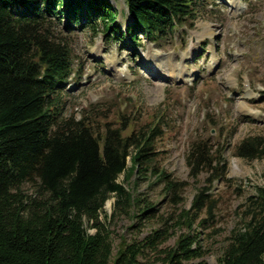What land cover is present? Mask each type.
Segmentation results:
<instances>
[{
	"label": "trees",
	"instance_id": "trees-1",
	"mask_svg": "<svg viewBox=\"0 0 264 264\" xmlns=\"http://www.w3.org/2000/svg\"><path fill=\"white\" fill-rule=\"evenodd\" d=\"M123 2L130 17L124 30L134 42L137 32L156 41L193 18L197 0ZM112 9L109 0H0V264H137L144 249L155 250L180 225L187 230L164 250V264H208L202 258L186 262L204 252L191 223L212 216L215 199L207 188L226 171L220 151L205 139L193 140L185 153L189 175L209 173L189 206L178 209L172 224L165 217L160 227L110 255V231L98 219L107 197L115 196L117 213L135 207L140 219L153 213L152 204L132 192L136 180L153 176L174 204L185 184L155 162L160 120L123 133V123L99 129L84 115L59 113L58 89L72 72L68 32L96 31L98 22L104 34L115 37L119 27ZM235 154L261 157L264 143L258 136L243 137ZM23 183L30 192L21 189ZM203 208L207 217L198 218ZM241 215L217 264H264V185L245 197Z\"/></svg>",
	"mask_w": 264,
	"mask_h": 264
},
{
	"label": "rangeland",
	"instance_id": "rangeland-1",
	"mask_svg": "<svg viewBox=\"0 0 264 264\" xmlns=\"http://www.w3.org/2000/svg\"><path fill=\"white\" fill-rule=\"evenodd\" d=\"M109 2L119 27L115 37L110 31L104 34L98 22L96 31L75 27L68 32L72 72L58 89L59 113L84 115L99 129L104 123H123V133L160 120L155 162L171 176L185 180L175 204L153 176L131 183L139 201L152 204L153 215L140 219L134 215L135 207L117 213L112 206L115 196L107 197L98 219L110 231V255L122 243L160 227L163 218L172 224L178 209L189 206L209 173L202 169L195 177L189 175L185 153L193 140L205 139L220 151L226 171L207 188L215 199L212 216L207 217L203 208L198 218L207 217L205 221L191 223L190 232H196L204 252L186 262L202 258L217 264L226 236L241 222L245 197L254 186L264 185V155L235 154V145L243 137L258 136L264 143V0H197L193 18L156 41L137 32L134 42L126 38L129 17L123 0ZM150 50L158 55L151 67L143 60ZM165 66L183 71L169 76L167 69L162 70ZM129 182L125 184L131 187ZM21 189L31 191L28 183ZM186 230L184 225L174 227L155 250L144 249L137 264H164V250Z\"/></svg>",
	"mask_w": 264,
	"mask_h": 264
},
{
	"label": "bare ground",
	"instance_id": "bare-ground-1",
	"mask_svg": "<svg viewBox=\"0 0 264 264\" xmlns=\"http://www.w3.org/2000/svg\"><path fill=\"white\" fill-rule=\"evenodd\" d=\"M195 37H196V36H195ZM198 38H199V37H198ZM157 57H158V55H156V52H152V51L150 50V51H148V52L146 53V55L143 57V60L145 61V59H146L145 62H147V63H148V66L151 67V66H152L151 63L154 62L155 60H157ZM110 61H111V60L107 59V62H110ZM154 64H155V62H154ZM156 64H157L158 66H161V64H160L159 62H157ZM165 69H167V75H169V76L180 75L181 72L183 71L182 67H176L175 69H171V70H169V68L166 67V66H165V68H164V67L162 68V70H165ZM151 70H152V68H151ZM118 74H119V72H118Z\"/></svg>",
	"mask_w": 264,
	"mask_h": 264
}]
</instances>
